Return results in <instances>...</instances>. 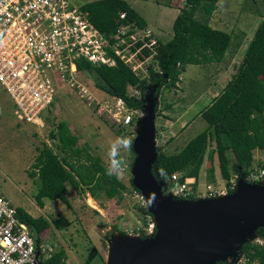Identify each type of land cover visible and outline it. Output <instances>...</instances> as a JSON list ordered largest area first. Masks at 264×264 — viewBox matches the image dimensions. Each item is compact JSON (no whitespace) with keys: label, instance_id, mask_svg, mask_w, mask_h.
Here are the masks:
<instances>
[{"label":"rangeland","instance_id":"obj_1","mask_svg":"<svg viewBox=\"0 0 264 264\" xmlns=\"http://www.w3.org/2000/svg\"><path fill=\"white\" fill-rule=\"evenodd\" d=\"M87 1L90 0H78L82 3ZM127 1L145 19L147 26L160 41L165 42L172 38L173 21L180 9L185 6L184 0ZM218 2L220 5L217 14L218 18L224 21L223 25L227 28L231 26L236 28L238 24L246 22L249 24V34L253 33L264 14V0H218ZM230 10H233L232 14L229 13ZM197 16H200L199 12ZM214 27L222 29V26ZM230 46L225 51L223 59H226ZM241 54L239 53L236 62L230 60L227 63L222 60L227 65L223 67L217 64L220 66L219 70L228 68L229 73L235 72L241 62ZM214 69H216L215 64H187L180 76L181 80L175 86L161 90L154 119L159 142L156 150H161L174 140L165 151L175 153L192 137L206 129L207 122L200 116L196 119L195 117L206 104L201 98L213 85ZM219 77L220 81L217 85L221 87L229 76L226 73L224 77L222 74ZM75 79L94 97V101L88 102L86 96H81L76 87L63 85L58 88L54 104L45 114L48 120H44L43 125L18 122L13 112V102L0 86V188L11 203L23 208L34 217L43 216L50 222V226L41 232V242L51 246L53 251L64 249L65 264H107L108 239L113 233L133 234L132 230L134 231L137 226L141 228L149 226V230H152L154 228L151 226L156 224L151 213H144L141 210L142 207L146 209L145 197L141 191L133 188L131 174V162L135 156L133 149L123 153L124 170L120 179L126 185V190L120 198H108L103 194L94 198L88 191L78 193L67 183L65 193L67 203L44 199L46 204L39 207L34 200L37 186L34 179L28 175L42 144H48L60 154L59 149L50 140L51 130L59 121L67 123L71 132L78 137L79 145H87L89 152L99 156L106 164H108V146L116 137L123 135L134 139L135 131L131 128L134 127L137 118L142 116V111L128 109L126 105H117L118 100L111 98L100 87L104 82L92 68L78 70ZM166 102L175 105L173 104L174 106L168 110L164 106ZM188 106H190L188 115L191 116L187 115L183 120L179 119ZM127 114L131 116L128 125L124 126L122 121L116 120L117 117L122 120ZM168 118L178 120V125H172L169 129L170 123L165 124V119ZM181 124H184V127L181 128ZM214 145L213 141L209 142L199 171L198 181L201 191L207 182H219L222 187L228 188L227 180L220 175ZM252 155L253 166H264V150L255 149ZM234 174L231 175V179ZM60 215L68 218L70 223L62 229H57L52 221ZM153 234L150 233L149 236ZM251 240L262 243L256 232ZM226 262L244 264L241 248L227 257Z\"/></svg>","mask_w":264,"mask_h":264},{"label":"trees","instance_id":"obj_2","mask_svg":"<svg viewBox=\"0 0 264 264\" xmlns=\"http://www.w3.org/2000/svg\"><path fill=\"white\" fill-rule=\"evenodd\" d=\"M184 3L185 6L173 21L172 38L166 42L159 40L155 59L162 73L152 70L149 83L146 80L139 81L121 62L108 67L77 61V69H94L104 82L100 87L105 92L122 99L129 109L141 110L143 94L140 98L130 96L127 91L130 85L138 87L142 92L148 84L153 83H159L163 88L173 87L187 64L221 61L231 36L209 25L217 0H184ZM82 9L88 12L96 27L106 33L114 31L121 23L135 21L140 27L146 25L126 0H90L84 2ZM121 13H125L124 18H120ZM200 116L208 126L192 137L181 150L175 153L157 150L153 173L158 178L167 179L175 171H183L187 176L197 178L211 141L215 143L214 153L221 178L225 180L234 173L246 174L252 166V151L264 150V14L235 73L222 91L200 112ZM50 140L60 154L48 144H42L28 171L37 186L34 200L39 207L44 206V199L67 203V183L78 193L88 191L94 198L101 194L108 198L122 196L126 190L124 182L106 174L107 164L99 156L91 154L87 145L78 144V137L71 132L65 121L55 124ZM141 210L149 213L145 207ZM17 213L40 244L41 232L50 226V222L43 216H32L21 207H17ZM69 223V219L62 215L52 221L57 229ZM256 233L262 243L243 244L241 250L244 264H264V227L258 228ZM65 259V250L58 249L43 264H65ZM215 264L229 263L217 261Z\"/></svg>","mask_w":264,"mask_h":264},{"label":"built area","instance_id":"obj_3","mask_svg":"<svg viewBox=\"0 0 264 264\" xmlns=\"http://www.w3.org/2000/svg\"><path fill=\"white\" fill-rule=\"evenodd\" d=\"M83 4L78 0H0V86L12 100L18 122L43 125L45 114L63 85L76 87L88 102L94 101L75 79L77 61L108 67L121 62L139 81L148 83L152 70L162 73L155 59L159 39L149 26L140 27L132 21L106 33L90 20ZM124 17L125 13H121L120 18ZM158 88L160 93L163 85ZM127 91L135 98L143 94L144 101V92L138 87L130 85ZM117 100V105L125 104L122 99ZM119 119L116 118L127 125L131 116ZM240 176L250 183L262 182L264 166L252 165L246 174H234L227 180L228 188L219 182H207L201 191L198 177L187 176L183 171L159 179L174 198L196 199L232 192ZM148 227L137 226L132 233L149 236L156 228ZM52 252L51 246L36 242L18 216L17 206L0 188V264H43Z\"/></svg>","mask_w":264,"mask_h":264},{"label":"water","instance_id":"obj_4","mask_svg":"<svg viewBox=\"0 0 264 264\" xmlns=\"http://www.w3.org/2000/svg\"><path fill=\"white\" fill-rule=\"evenodd\" d=\"M158 84L147 86L144 92L142 116L133 127L135 157L131 165L133 186L145 199H150L153 208V211L146 209L156 223L154 238L150 236L153 240L148 246L122 238L109 252L110 264H215L226 261L244 243L252 241L258 228L264 227V181L250 183L240 176L232 192L214 198L180 199L166 192L163 180L153 173L157 158L154 119ZM152 193L154 196L150 198Z\"/></svg>","mask_w":264,"mask_h":264},{"label":"crops","instance_id":"obj_5","mask_svg":"<svg viewBox=\"0 0 264 264\" xmlns=\"http://www.w3.org/2000/svg\"><path fill=\"white\" fill-rule=\"evenodd\" d=\"M127 1V0H126ZM128 3H129V1H127ZM217 2H218V0H217ZM130 4V3H129ZM131 5V4H130ZM219 5H220V3L218 2V3H216V7H215V10L213 11V13H212V15H211V17H210V20H209V25L212 27V28H215V29H219V28H216V27H214V26H222V29H219V30H222V31H224V32H227V31H229V32H227V33H229L230 34V36H231V39H230V43L231 44H229V45H231L230 47V49H229V52H228V54L226 55V59H222V60H225L227 63H228V61H232L233 60V62L235 61L236 62V58H238V55H239V53L241 54V52H242V54H241V56L240 57H243L244 56V53H245V51H246V48H247V46H248V43H249V41L251 40V38L253 37V34H254V31H255V29H256V27H257V25H258V23H257V25L255 26V28H254V30H253V33L252 34H249V31H248V29H249V24L248 23H241V24H238L237 26H236V28H233L232 26L230 27V28H227L226 27V25H223V23H224V21H221V19L220 18H218V14H217V11L219 10ZM132 6V5H131ZM133 7V6H132ZM134 8V7H133ZM135 9V8H134ZM233 9V8H232ZM136 10V9H135ZM137 11V10H136ZM232 11L233 10H230L229 11V13L230 14H232ZM138 12V11H137ZM140 15V14H139ZM141 16V15H140ZM142 17V16H141ZM143 18V17H142ZM144 19V18H143ZM175 19V18H174ZM216 19H217V21H216ZM245 19V18H244ZM261 19H262V17H261ZM144 21H145V19H144ZM259 22H260V20H259ZM145 24L147 25V23H146V21H145ZM227 30V31H226ZM171 39V38H170ZM169 39V40H170ZM168 41V40H167ZM233 41H234V43H233ZM166 42V41H165ZM227 50V49H226ZM225 55V54H224ZM242 59V58H241ZM222 60L221 61H219V62H215V61H213V62H207V63H209V64H215V67H216V69H214L213 70V72H214V81H213V85H212V87H210L209 88V90H207L206 91V93H205V96L203 97L202 96V98H201V96L199 95V97L203 100V101H205L206 102V104L204 105V107H203V109L206 107V106H208L211 102H212V100H213V98L214 97H216L221 91H222V89L224 88V86L228 83V81L231 79V77H232V75L235 73V72H231V73H229L228 72V68L227 69H222V70H219V68H220V66H218L217 64H221L223 67H225L227 64L226 63H223L222 62ZM203 64V63H202ZM228 67V66H227ZM231 67H232V65H231ZM234 67V66H233ZM218 68V69H217ZM216 70H219L218 72H216ZM184 72V71H183ZM182 72V73H183ZM181 73V74H182ZM226 73H228V76H229V78H228V80H226V82H225V84L223 85V86H218L217 85V82H219L220 80V75L222 74V77H224L225 76V74ZM181 74H180V76H181ZM213 75V74H212ZM217 75H219V76H217ZM179 76V80H181L180 77ZM216 76L218 77L217 79H216ZM178 80V81H179ZM215 86V87H214ZM110 97L111 98H113V99H117V97H114V96H111L110 95ZM199 98V99H200ZM174 103H171V102H166L165 103V108L166 109H168L169 110V108L170 107H173L174 105H173ZM124 105H126V104H123V106ZM127 107V106H126ZM189 107L190 106H188V107H186L185 109H184V111L181 113V115L179 116V119L181 118L182 120H183V118H184V116H187L188 114H189V112H188V110H189ZM128 108V107H127ZM129 109V108H128ZM203 109H201V110H199L196 114H197V116L195 117V119L196 118H198L199 116H200V112L203 110ZM166 111V110H165ZM166 113V112H165ZM191 115H188V117H190ZM187 117V118H188ZM201 117V116H200ZM194 119V120H195ZM165 124H168L169 125V123H170V125H169V129H171L172 128V125H176L177 123H178V120H176V121H174V120H172V119H170V118H168V119H165ZM126 124H124V126H125ZM128 125V124H127ZM178 125V124H177ZM181 128L182 127H184V124L182 125L181 124V126H180ZM188 127V126H187ZM186 127V128H187ZM131 130L132 131H134V128L132 127L131 128ZM135 135V134H134ZM158 134H157V132H156V128H155V142H156V147H157V145L159 144V142H158ZM174 141V140H173ZM173 141L172 142H170V143H173ZM170 143L169 144H167L164 148H161V150L162 151H164V152H166L165 151V149L170 145ZM135 155V154H134ZM135 157V156H134ZM133 162V161H132ZM131 165H132V163H131ZM45 202V201H44ZM46 204V203H45Z\"/></svg>","mask_w":264,"mask_h":264},{"label":"clouds","instance_id":"obj_6","mask_svg":"<svg viewBox=\"0 0 264 264\" xmlns=\"http://www.w3.org/2000/svg\"><path fill=\"white\" fill-rule=\"evenodd\" d=\"M133 140L127 136L116 137L108 146V164L105 169L108 176L120 179L124 170L123 153L131 151ZM154 193L150 194V198Z\"/></svg>","mask_w":264,"mask_h":264},{"label":"bare ground","instance_id":"obj_7","mask_svg":"<svg viewBox=\"0 0 264 264\" xmlns=\"http://www.w3.org/2000/svg\"><path fill=\"white\" fill-rule=\"evenodd\" d=\"M146 208L153 211L150 199H148V198L146 199ZM155 220L157 221V217H155ZM122 238H124V239H126L132 243H139V244H142L144 246H148V244L153 240L154 237L150 238V236H147L146 239H141V238H138L135 234H125L124 237H122L119 233L116 232V233H113L111 238L108 240L109 252L112 251L119 244V242ZM107 262H108V264H110V262H111L109 253H108Z\"/></svg>","mask_w":264,"mask_h":264}]
</instances>
